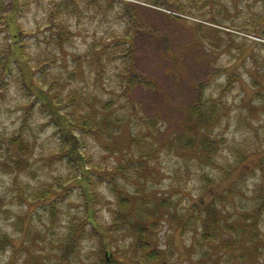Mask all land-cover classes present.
<instances>
[{
	"label": "rangeland",
	"instance_id": "374dc122",
	"mask_svg": "<svg viewBox=\"0 0 264 264\" xmlns=\"http://www.w3.org/2000/svg\"><path fill=\"white\" fill-rule=\"evenodd\" d=\"M172 3L174 7L182 6L185 9V0ZM220 3L221 0H187L188 7L197 10L191 13L196 17L192 22L194 30L212 35L214 39L211 42L214 46L226 48L230 55H235L231 51L233 48L243 52L250 38L256 41V49L248 52L240 67L247 71V62L251 61L257 74H250L251 87L254 89L250 96L247 89L241 86V92L245 96L241 97L239 103L228 104L224 100L211 99L220 107L218 120H214L216 122L212 128V137L219 145L213 153H207L200 148V138L205 132L202 124L192 115V108L204 97L203 89L207 79L224 69L214 66L215 57H209L212 63H198L197 58L202 54L198 47H181V43L190 40L193 35V29L187 25L185 11L180 13L162 6L166 12H158L145 8L140 0L19 2L20 8L16 11L17 30H9L11 23L6 31H0V264H33L30 256H36L39 249H42L38 254L39 264H103V248L109 250L110 254L106 253L109 260L115 256L121 260L113 264H183L182 258L193 256L197 257L193 264H232L237 258L240 264H246L245 257L248 254L260 253L264 249V239L260 238L257 231V226L264 223V154H260L258 145L253 148V143L261 142V137L257 134L255 141L250 142L246 137L243 142L230 144L228 137L223 135V131L230 126L229 114L233 108L239 110L236 115L238 129L247 128L249 121L256 119L261 109H264V72L259 71L264 68V52L261 51L264 49V36L250 32L238 41L229 32L227 38L217 37L220 30L213 29V25L220 23L217 16L223 9L207 6ZM33 4L37 9L47 12V16L43 18L47 26L41 28V21H36L37 30L34 32L20 23L26 18V13L31 11ZM118 5L122 7V11L115 19L134 29L130 52L134 70L142 76L143 83L128 87L126 85L129 78L117 73L119 86L123 91L109 93L103 87L109 64L117 59L128 62V59L120 52L114 59H102V66L101 63L93 65L92 62L98 59L103 46L114 40H118L116 43L124 42L125 39L105 42L104 37L97 39L96 31L93 30V39L88 49L83 53L71 54V67L65 45L75 47V37L81 35L80 31L72 30L68 18L75 17L78 23H84L85 20L88 24L96 22L99 27L109 22V13ZM205 8L209 13L215 11V15H205L200 11ZM55 25L59 27L54 28ZM60 28L64 30L65 37L57 39ZM262 29L264 28L253 31ZM86 37L85 30L84 42H87ZM20 43H23V50L19 48ZM33 44L37 48L44 46L41 49L43 55L33 58L39 65L35 70L29 69L19 56L12 59L16 50L23 53ZM55 49H60L63 55L57 56ZM173 51L177 55H172ZM181 58L190 69L187 77L181 74L178 67ZM4 59L5 63L1 65ZM10 60L12 67L8 66ZM85 68L88 73H95L91 84L107 93L106 96L86 91L88 75ZM233 73L240 77L232 81L231 85V79H227L221 96L231 93L242 81V73L237 68H233L230 74ZM47 79L48 89L42 91L36 81L46 83ZM148 81L150 84H147ZM13 84L16 85V95L11 94ZM69 84L74 87L65 94L64 89ZM54 92L66 99L69 98V93L74 92L80 104L78 114L94 113L95 107L100 110L107 101H115V105L107 110L110 116L114 117L115 114V119L118 120L113 132L93 130L80 133L79 155L83 156L79 159L80 164H72L71 158L65 154L64 146L75 136L71 130L59 128L60 125L66 127L68 120L65 116L72 111V107L68 108L67 113L65 109L63 112L59 109V112L65 114L57 111L54 118L52 110L44 104L48 93L52 95ZM121 97L125 98L123 103ZM22 100L27 103H22ZM37 114L49 119L43 124H37ZM225 118H228L227 123L224 122ZM5 119L9 120V124L4 123ZM222 123L223 130L217 133L216 128ZM48 127L54 130L45 141L38 143L40 133ZM138 134L143 137L145 144L150 142V138L155 139L152 141L157 146L159 157L152 161L142 159L144 163H138L140 167L129 169V173L124 176L119 174L117 180H114L117 183L112 184L96 174L99 192L95 213L91 216L93 219L95 217V221L103 229H109L112 235L99 237L95 230L87 228L89 235L75 240L72 252L64 257V244L69 240L66 235L70 229L77 228L85 217L82 195L90 189L88 174L98 170L97 173L103 171L107 174L118 167L125 168L133 137ZM14 136L22 137L28 143L24 152L28 162L21 170L12 169L8 164L20 154L17 147L10 144V139ZM180 136L187 138L188 143L191 137H195L194 143H197L189 147L188 151H183L176 144L182 143L178 140ZM226 147L232 153L233 160L224 157V162L221 163L217 157L223 156ZM93 148L96 150L92 151ZM177 156L178 159L175 158ZM79 168L86 172L83 177L78 176V170V175L74 174ZM163 168H169L171 172L167 188L161 187V178L165 175ZM190 180L196 182L193 185L195 195L185 191V185ZM250 180L254 185L251 190L248 187ZM58 181L69 186V191L66 197L57 202L58 209L55 213L47 206H37L39 200H35L30 208L25 207L26 201L32 200L38 189L49 184L58 185ZM228 190H232V193H227ZM120 193L132 197L134 205L144 207L146 219L150 218L149 211L155 207L154 203L168 200L171 204L169 208L159 207V213L151 216L160 221L155 229L158 236L153 238L151 244L154 250H158V259L147 258L149 251L139 246V237H135L134 230H110L118 209L117 195ZM228 194L231 195L226 196ZM72 197L75 199H71ZM225 199L228 201L224 202ZM36 207L38 212L33 213L34 222L43 231V235L35 239L34 235L27 236L24 233L27 229L23 231L20 227L29 211L33 212ZM72 213L74 217L69 221ZM65 218L67 223H63ZM225 222L233 227L221 229L220 224ZM211 223L219 227L220 232L215 238L204 240L202 235L212 229L208 227ZM250 223L253 225V232L249 231L251 228H247ZM25 237L28 238L24 241L25 245L22 243L24 248L18 250L21 238ZM37 242L41 243L38 245L39 249L35 246ZM9 249L12 250V259L5 261L4 256Z\"/></svg>",
	"mask_w": 264,
	"mask_h": 264
},
{
	"label": "trees",
	"instance_id": "16d2710c",
	"mask_svg": "<svg viewBox=\"0 0 264 264\" xmlns=\"http://www.w3.org/2000/svg\"><path fill=\"white\" fill-rule=\"evenodd\" d=\"M20 1L21 0H0V31L2 30L6 31L9 28V25L13 22V17L8 16L7 13L16 12L17 9L19 10ZM164 1H168L169 3L168 2L166 3ZM153 2L160 6H164L171 10H174L176 12L181 13L185 11V9L182 6L174 7L175 5L173 3L171 4L170 0H163V2L159 0H153ZM15 21H16V17H15ZM57 27H59V25L54 26V28H57ZM199 28H201V26ZM62 30L63 29L60 28L58 36H56L57 39H61L62 37H65L64 30L63 31ZM251 32H255L257 34L261 33V35L264 36V29L259 30V31H251ZM116 41L118 40H114L113 42L108 43L105 46H103L101 51L98 54V59L96 58L92 62V64L96 65L98 63H101L100 66H102V59H108V60H110L111 58L114 59L117 56V54L120 53L117 51L118 48L119 47L125 48V46L128 45V41L126 39L124 42L120 41L116 43ZM130 47L131 46H128L126 51H123V56H125L128 59V61L131 60L132 62V70H130L127 74H125L126 78L127 77L129 78L128 85H126L128 87L134 86L137 83H143L142 76H140L134 70L133 57L130 52ZM19 48L23 50V43L19 44ZM112 48L114 49L112 50ZM5 59L4 61H1V65L3 64V62L5 63ZM239 77L240 76L236 73L230 74L228 78V80L231 79L229 85H231L232 84L231 82L234 80H237ZM47 81L48 79L46 80V83ZM147 84H150V82L148 81ZM67 96L69 98L66 99L58 93L54 92L52 95L48 93V95L46 96L47 100L45 99L46 101L44 104L46 107L52 110V116L54 118L56 117V115L54 114H57V111L59 109L62 110L61 112H63V109H65L67 113L68 108L72 107V111L69 112L68 116L67 115L65 116L68 120L67 125H65L66 127L64 128L62 125L59 124L60 125L59 128L69 129L75 136V138H73L71 141H68V144L64 146L65 154L71 158L72 164H75V163L80 164L79 159L80 157H83L82 155H79L80 149H79L78 141L80 140V135H81L80 133L90 132L93 130L97 132L101 130H107L109 132H113L115 130V124L117 123L118 120L115 119V114H114V117H112V115L110 116L107 110H109L112 106L115 105V101H107L106 103L103 104L100 110L98 109V107H95L94 113H82L81 112V114H78V112H80L79 111L80 104L78 103L76 94L73 92V93H69ZM219 110H220V107L218 104L213 102L211 99L204 100V97H202V99L199 102H196V104L192 108V115L196 117V120L198 121V123L202 124V129L205 132L204 135L200 138V142H199L201 146L200 148L204 149L207 153H213L217 149V146L219 145L218 141H216L212 137V128H213L214 123L216 122L214 120H218ZM61 112L59 113L65 114ZM72 129H74V131H72ZM16 136L10 139V144L16 146L17 149L20 151L19 152L20 154L16 158H14L11 161V163H8V164L9 166L13 167L12 169L21 170L22 168L26 167V164L28 162V159H26L24 156V152L27 150L26 148H28V143L26 142L24 138L16 137ZM197 139L198 137L196 138V140ZM152 140H155V139L150 138V142L149 143L147 142L145 144L143 137L140 136L139 134L133 137L132 148L130 150V154L126 158L127 160H126L125 168L123 166L122 167L116 166L118 168L117 170L114 169L115 170L114 172L105 174V172L100 171V173H97L99 171L98 170L97 172L95 171L93 173L88 174L87 179L89 178V180L87 181L89 183L90 189L88 188V190L85 191L84 194L82 195L83 197L82 210L85 213L84 214L85 217H83L82 223L77 228L70 229L69 234L66 235V238H68L69 240H68V243L64 244V249H65L63 251L64 257H67L72 252L73 247L76 244L75 240H77L80 237L82 239L85 235H89L87 228H90L91 230H95L97 232L96 236H99V237L105 238V237H109L110 235H112L109 229H103L101 227V224L95 221V217L93 219V216H91V214L95 213L94 208H95V203L98 198L97 195L99 192L96 187V184L98 181L96 174H99V176H101L104 180H107L108 182L112 184L117 183L114 180H117V176L119 174L124 176L125 174L129 173V169L132 170L131 168H133L135 170L137 167H140L138 163L143 164L144 162H142V159L152 161L154 158L159 157L157 146ZM178 140L182 141V143H176V144H178L177 146L179 147L181 146V150L183 151H188L189 147L191 148L197 143V141L196 143H194L195 137H191L189 139L190 141L189 143L187 141V138H184L183 136H180ZM188 144H191V145H188ZM77 170L80 172V175L76 173L78 172ZM74 174L78 175L79 177H83L86 174V172L79 168L74 171ZM92 176H94L95 178H93ZM59 181H58V185L49 184L47 186H44L38 189V193L36 194V196L32 200L26 201L28 208L32 206L35 200H39L37 202V206H47L46 208H48L52 213H55L56 210L58 209L57 202L63 199L64 197H66L69 191V186L67 187L62 182H59ZM137 192L140 193V190L137 189ZM227 193H232V190H228ZM229 195L231 194H228L226 196H229ZM117 199H118L117 200L118 209L114 215L113 224L111 225L110 230L113 232H116V231L118 232V230L120 229L134 230L136 233L135 237H137V239L139 237V246L149 251L147 258L150 260L158 259V250L157 251L154 250L155 248L151 247V244L154 241L153 238L155 236L156 237L158 236L157 231H155V229L157 228L156 224H158V222L160 224V221H156V219H152L151 216L159 213V210H158L159 207L169 208V206H171L169 201L165 200L164 202H162L161 200V202L159 203H156V204L154 203L155 207H153L149 211L150 218L146 219L144 218V209H143L144 207L134 205L133 198L130 197L128 194L120 193L117 195ZM226 201L228 200L225 199L224 202ZM92 206H93V209H90V207ZM36 209L38 208L36 207L33 212L29 211L27 218L25 219V221L22 223L20 227L23 229V231L27 229V232H24V233L27 234V236L34 235L33 237L35 239L38 237L41 238V236L43 235L42 234L43 231L38 229L37 226H35L33 213L38 212V210ZM73 217H74V213L70 215L69 221ZM252 219L251 221H254ZM248 220H250V218ZM208 227H211L212 229L204 232V234L202 235V238L204 240L215 238L217 234L220 232L219 227H216L215 224L211 223ZM232 227L233 226H231L229 222L220 224L221 229H230ZM247 228H251L252 230L249 229V231L253 232V225H251V223L248 225ZM256 237L258 238V235ZM27 238L28 237L21 238L20 248L18 250H21L22 248H24L22 247V243L25 245L24 241ZM39 244L41 243L37 242V245L35 246L38 247ZM38 251H40L38 253L40 254L42 252V249H39ZM103 251H104L103 253L104 257L102 259V261L104 262L103 264H113L115 262H121V260L117 258L116 256L113 259L111 258L109 260L108 257L106 256V253L110 254L109 250L107 251V249L105 250L103 248ZM37 255L30 256V259L33 264H39L40 259H38L39 255L38 256Z\"/></svg>",
	"mask_w": 264,
	"mask_h": 264
},
{
	"label": "clouds",
	"instance_id": "9594fccd",
	"mask_svg": "<svg viewBox=\"0 0 264 264\" xmlns=\"http://www.w3.org/2000/svg\"><path fill=\"white\" fill-rule=\"evenodd\" d=\"M145 8L153 9L158 12H166L162 6L153 2V0H140ZM170 2L178 3L179 0H170ZM207 8H222L223 10L217 16V20L220 21L219 24L213 25V29H219L220 31L217 33L218 36H224L227 38V33L231 32L233 34V38L236 40H241L244 36L248 35L251 31L257 28H264V0H221L220 4L216 5H208ZM207 8L201 9L200 11L204 12L205 15H215V11L209 13ZM122 11L121 6H117L109 13V22L105 23L102 26H97L96 22L92 24H88L85 20L84 23H78L75 17L68 18V22L73 31H80L81 35L75 37V47H69L65 45V51L69 53L68 62L69 66L71 67V54L74 53H83L85 52L88 47L89 43L92 41L93 36L91 33L93 30L96 31V38L104 37L105 42L112 41L114 39L123 38L128 41V45L125 46L123 49H118L117 51L123 52L126 51L128 46H131L133 40L134 29L127 23L123 21H117L115 17L118 13ZM197 10L196 8L188 7L187 0H185V19L187 25L190 29H193L192 38L186 42L181 43V47H198L202 50V54L197 58L198 63H212L209 60V57H215V67L222 68L224 70L219 71L211 75L207 79L206 86L203 89V95L205 99H213V100H224L228 104L232 103H239L241 97L245 96L244 92H241V86H244L247 89L248 95L250 96L254 89L251 87V75L257 74L256 67L251 63V61L247 62V71L243 67H240L241 62L243 61L244 57L247 56L248 52L253 51L257 47V42L252 40L251 38L248 40L247 47L241 52L240 50L233 48L231 51L235 53V55H230L228 50L224 47L217 48L211 42L214 37L207 33L202 34L200 31L194 30V24L192 23L196 20V17L191 15V13H195ZM8 16L13 17L12 27L9 29L10 31L17 30V24L15 21L16 12H9L7 13ZM47 16V12L43 9H37L36 5H31V11L26 13V18L22 19L20 23H23L25 28L30 31L37 30L36 21H41L40 27L44 28L47 25L43 22V18ZM59 19V18H58ZM85 30L87 32V42H84V33ZM44 46L41 45L40 48H37L35 44L25 52L21 53L19 50L15 51V55L12 59H15L16 56H19L20 59L25 62L29 69L35 70L39 65L34 62V57L38 55H43L41 49ZM264 52V49H261ZM57 56H62L63 53L60 49H55ZM172 55H177L176 52H172ZM9 67H12L11 60L8 64ZM180 72L183 76L187 77L188 72L190 69L188 68L187 64L181 58V63L179 64ZM233 68H237L242 73V81L238 83V86L232 89V92L221 96V91L227 84L228 75L231 73ZM56 70V69H54ZM130 70H132V62L129 60L125 62L124 60H114L109 64L107 69V75L104 79L103 87L108 90L109 93L115 92L120 93L123 89L119 86L120 80L119 77L116 75L117 73L127 74ZM6 71V69H5ZM86 74L88 75V88L86 91L93 92L96 95L106 96L107 93L101 92L100 89L93 87L91 81L95 77V73L91 72L88 73L87 68H85ZM260 72H264V68L259 70ZM19 74V73H17ZM251 74V75H250ZM83 83V82H81ZM37 86L42 91H47L48 83H45L41 80L36 81ZM74 87L73 84H69L65 89L64 93L67 94L69 89ZM16 85L13 84L11 87V94L16 95L15 91ZM239 93V95H236ZM235 97V100L233 99ZM125 101L124 97H121V103ZM22 103H27L26 100H22ZM15 103V101L13 102ZM39 107V105H37ZM239 110L233 108L231 113L229 114L231 117L230 126L227 128L226 131H223V135L228 137V143H235V142H243L247 137L250 142L255 141V137L257 134L261 137V142L253 143V148L259 146L260 154H264V109H261L259 116L256 119H252L249 121L247 128H237V120L236 115ZM14 118V117H13ZM49 118L47 116H39L37 114V124L45 123ZM225 123L228 122V118H225ZM5 124H9V120L5 119ZM19 123V122H17ZM10 127H14V125H10ZM54 129L52 127H48L43 133H40L39 141H45L46 137H49ZM223 130V123L220 127L216 128V132L220 133ZM234 138V140H233ZM95 143V141H93ZM47 146V145H46ZM99 147V145H97ZM95 151L96 149H91ZM40 149L37 148V153H39ZM224 157L228 160H233L232 153L226 147L223 150V156L217 157V159L223 163ZM178 159L179 157H175ZM167 162V161H165ZM162 172L165 175L161 178V187L167 188L170 184V176L171 172L169 168H163ZM35 183V181H33ZM196 182L194 180H190L185 185V191L191 192L192 195H195L193 191V185ZM249 190H251L254 185L252 181H249ZM250 194V191H249ZM71 199H75L72 197ZM27 207V205L25 206ZM75 211V209H73ZM105 215H107V211H105ZM63 223H67V218L64 219ZM257 231L260 234V238L264 239V223H261L257 226ZM12 259V250L9 249L8 253L5 254L4 260L9 261ZM183 264H193V262L197 259V257L193 256L191 258H182ZM246 264H264V249L261 250L260 253H252L248 254L245 257ZM223 264V262H221ZM232 264H240V260L234 259Z\"/></svg>",
	"mask_w": 264,
	"mask_h": 264
}]
</instances>
